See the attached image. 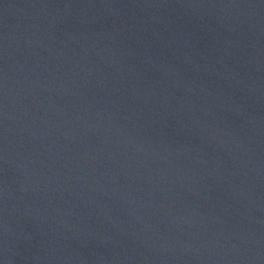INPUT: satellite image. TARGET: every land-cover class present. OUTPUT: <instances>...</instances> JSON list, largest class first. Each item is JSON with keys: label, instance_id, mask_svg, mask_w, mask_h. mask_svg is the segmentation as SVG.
Returning <instances> with one entry per match:
<instances>
[{"label": "water", "instance_id": "obj_1", "mask_svg": "<svg viewBox=\"0 0 264 264\" xmlns=\"http://www.w3.org/2000/svg\"><path fill=\"white\" fill-rule=\"evenodd\" d=\"M0 264H264V0H0Z\"/></svg>", "mask_w": 264, "mask_h": 264}]
</instances>
